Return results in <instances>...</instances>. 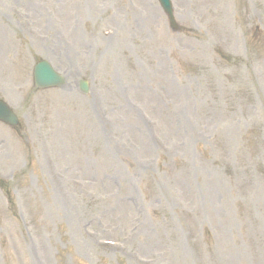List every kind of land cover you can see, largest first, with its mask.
Segmentation results:
<instances>
[{
  "label": "rangeland",
  "instance_id": "rangeland-1",
  "mask_svg": "<svg viewBox=\"0 0 264 264\" xmlns=\"http://www.w3.org/2000/svg\"><path fill=\"white\" fill-rule=\"evenodd\" d=\"M172 5L0 0V264H264V0Z\"/></svg>",
  "mask_w": 264,
  "mask_h": 264
},
{
  "label": "water",
  "instance_id": "water-1",
  "mask_svg": "<svg viewBox=\"0 0 264 264\" xmlns=\"http://www.w3.org/2000/svg\"><path fill=\"white\" fill-rule=\"evenodd\" d=\"M163 9L171 18L170 11L168 9L167 1L160 0ZM33 80L36 87H51L62 84V78L57 75L50 65L46 61L37 62L33 67ZM80 89L83 92L87 91L86 82H80ZM0 120L10 125L15 126L17 123L16 117L8 109V107L0 100Z\"/></svg>",
  "mask_w": 264,
  "mask_h": 264
}]
</instances>
